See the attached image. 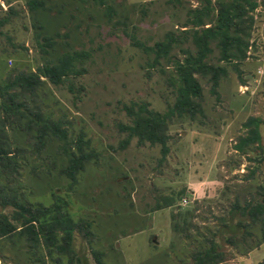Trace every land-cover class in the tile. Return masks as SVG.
<instances>
[{
    "label": "rangeland",
    "instance_id": "1",
    "mask_svg": "<svg viewBox=\"0 0 264 264\" xmlns=\"http://www.w3.org/2000/svg\"><path fill=\"white\" fill-rule=\"evenodd\" d=\"M27 1L0 0V16H8L0 26V80L18 69L34 70L65 50L85 52L79 75L56 84L42 77L36 102L49 118L60 120L69 146L80 135L94 155L71 182L60 171L66 162L61 139H47L37 152L24 130L7 128L10 147L24 148L16 152L19 174L12 185L28 200L43 203L54 191L73 217L91 221V245L73 235L80 264H95L91 248L115 264H192L191 253L206 244L205 236L222 250L219 264H264L263 243L244 250L243 227L236 223L243 217L231 206L264 184V157L257 160L264 152V0H257L251 12L247 55L237 70L218 60L213 48L209 59L227 73L217 94L207 78H198L201 109L172 116L164 156L158 143H137L135 136L119 145L125 135L119 124L129 121L123 104L145 100L163 111L172 103L171 64L151 63L142 45L179 28L186 10L204 0H107L110 11L91 0H43L32 10ZM187 44L189 39L180 45ZM170 55L182 53L173 46ZM248 116L261 119V149L251 145L250 151H236L234 142L246 133ZM168 194L172 203L155 208L156 198ZM233 232L236 244L227 240ZM0 264L23 263L13 257Z\"/></svg>",
    "mask_w": 264,
    "mask_h": 264
},
{
    "label": "trees",
    "instance_id": "2",
    "mask_svg": "<svg viewBox=\"0 0 264 264\" xmlns=\"http://www.w3.org/2000/svg\"><path fill=\"white\" fill-rule=\"evenodd\" d=\"M91 1L110 11L107 0ZM27 5L32 10L42 6L43 0H28ZM256 5L257 0H204L200 5L186 10V18L179 28L166 30L160 39L142 45L151 54V63L159 64L160 59H165L171 64L168 77L174 88V98L163 111L149 107L145 100L123 104L129 121L119 124L120 130L125 132L120 146L135 136L137 143L145 140L158 143L161 156H164L170 137L167 127L172 116L181 113L192 115L201 109L202 86L198 78H207L210 91L217 94L219 79L227 73L223 64L209 59L213 48L217 49L218 60L230 64L236 70L238 63L246 57L252 24L251 12ZM7 20V15L0 16V26ZM43 39L45 43H51L48 37ZM187 39L190 44L181 46ZM173 46L179 47L182 53L180 57L170 55ZM85 54L83 51L65 50L53 59L47 58L34 70L18 69L0 80L1 260L6 258L13 261V257H18L23 264H65V259L70 264H80V256L72 245L74 233L89 245L95 238L91 221L83 216L73 217L59 194L51 191L53 199L49 203L30 201L12 185V180L19 174L16 152L24 148H11L6 134L7 128H14L15 132L24 130L26 142L31 143L37 152L42 150L47 139H61L60 150L65 154L66 162L60 171L71 182L75 180L84 161L91 158L94 152L92 149L86 150L83 146L86 141L80 135L74 141L73 148L69 146L65 142V128L61 126L60 120H53L44 114L36 100L37 88L43 83L42 77L56 84L69 79V75H79L83 70ZM68 88H72L70 82ZM29 100L34 103L30 104ZM260 122L258 116H248L243 121L246 133L237 136L234 142L236 151H250L252 146L261 149L258 130ZM263 157L264 152L261 151L257 160ZM252 171L248 172L247 177L251 176ZM254 194L244 198L241 204L234 201L231 205L243 217L236 223L243 227L241 240L246 242L245 251L251 243L264 244V184H259ZM172 199V194L162 195L156 198L154 207L170 205ZM227 240L236 244L237 234L231 233ZM205 241V245L200 244L192 251V264H219L223 252L218 243L212 236H205ZM90 251L95 264H115L105 261L100 249L91 248Z\"/></svg>",
    "mask_w": 264,
    "mask_h": 264
}]
</instances>
